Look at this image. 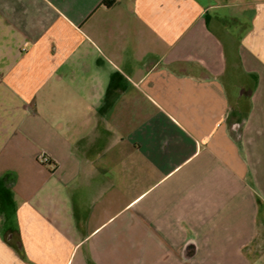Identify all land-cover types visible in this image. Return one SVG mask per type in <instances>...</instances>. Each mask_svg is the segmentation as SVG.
Listing matches in <instances>:
<instances>
[{
	"label": "crops",
	"instance_id": "obj_1",
	"mask_svg": "<svg viewBox=\"0 0 264 264\" xmlns=\"http://www.w3.org/2000/svg\"><path fill=\"white\" fill-rule=\"evenodd\" d=\"M259 206L264 0H0V264H264Z\"/></svg>",
	"mask_w": 264,
	"mask_h": 264
},
{
	"label": "built area",
	"instance_id": "obj_2",
	"mask_svg": "<svg viewBox=\"0 0 264 264\" xmlns=\"http://www.w3.org/2000/svg\"><path fill=\"white\" fill-rule=\"evenodd\" d=\"M37 160H38L39 162H41V163H44V164H46V163L49 162L48 157H47L46 155H44V154H39V155L37 156Z\"/></svg>",
	"mask_w": 264,
	"mask_h": 264
},
{
	"label": "trees",
	"instance_id": "obj_3",
	"mask_svg": "<svg viewBox=\"0 0 264 264\" xmlns=\"http://www.w3.org/2000/svg\"><path fill=\"white\" fill-rule=\"evenodd\" d=\"M112 1H104L105 5H109Z\"/></svg>",
	"mask_w": 264,
	"mask_h": 264
},
{
	"label": "rangeland",
	"instance_id": "obj_4",
	"mask_svg": "<svg viewBox=\"0 0 264 264\" xmlns=\"http://www.w3.org/2000/svg\"><path fill=\"white\" fill-rule=\"evenodd\" d=\"M264 211V208H262L261 206H259V212Z\"/></svg>",
	"mask_w": 264,
	"mask_h": 264
}]
</instances>
